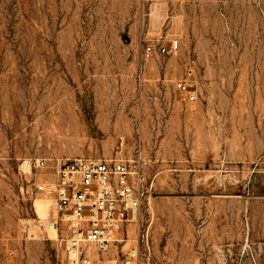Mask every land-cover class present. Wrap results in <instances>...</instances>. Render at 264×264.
Returning <instances> with one entry per match:
<instances>
[{"label":"rangeland","instance_id":"rangeland-1","mask_svg":"<svg viewBox=\"0 0 264 264\" xmlns=\"http://www.w3.org/2000/svg\"><path fill=\"white\" fill-rule=\"evenodd\" d=\"M72 158L150 187L101 264H264V0H0V264H68L37 186Z\"/></svg>","mask_w":264,"mask_h":264},{"label":"built area","instance_id":"built-area-1","mask_svg":"<svg viewBox=\"0 0 264 264\" xmlns=\"http://www.w3.org/2000/svg\"><path fill=\"white\" fill-rule=\"evenodd\" d=\"M178 48V40L158 49L146 45L142 56L149 59L155 54L170 55ZM194 77L195 71L190 69L187 78L177 82V89L191 104L197 102ZM141 165L140 158L62 159L56 164V180L37 186L54 203L53 214L43 225L39 223V229L48 239L54 234L56 241L66 243L68 264H101L100 257L109 252L111 245L120 243L124 227L137 220L150 193ZM36 166L46 167V161ZM117 264H139V260L123 256Z\"/></svg>","mask_w":264,"mask_h":264},{"label":"bare ground","instance_id":"bare-ground-1","mask_svg":"<svg viewBox=\"0 0 264 264\" xmlns=\"http://www.w3.org/2000/svg\"><path fill=\"white\" fill-rule=\"evenodd\" d=\"M162 10V9H161ZM160 13V12H159ZM163 25V24H162ZM156 30V29H155ZM154 31V30H153ZM135 222V221H134Z\"/></svg>","mask_w":264,"mask_h":264}]
</instances>
